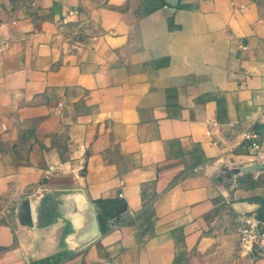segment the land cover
<instances>
[{
	"label": "crops",
	"instance_id": "crops-1",
	"mask_svg": "<svg viewBox=\"0 0 264 264\" xmlns=\"http://www.w3.org/2000/svg\"><path fill=\"white\" fill-rule=\"evenodd\" d=\"M264 0H0V264H264Z\"/></svg>",
	"mask_w": 264,
	"mask_h": 264
},
{
	"label": "built area",
	"instance_id": "built-area-1",
	"mask_svg": "<svg viewBox=\"0 0 264 264\" xmlns=\"http://www.w3.org/2000/svg\"><path fill=\"white\" fill-rule=\"evenodd\" d=\"M258 122L264 123V104L261 106L256 121L246 126L242 132L243 141H246L249 149L254 151L260 146V131L256 127V123ZM257 216L256 213H253L243 218L237 228L239 245L244 254L257 251L256 245L261 235V220Z\"/></svg>",
	"mask_w": 264,
	"mask_h": 264
},
{
	"label": "rangeland",
	"instance_id": "rangeland-1",
	"mask_svg": "<svg viewBox=\"0 0 264 264\" xmlns=\"http://www.w3.org/2000/svg\"><path fill=\"white\" fill-rule=\"evenodd\" d=\"M258 215V214H257ZM260 220H262V218L261 217H259V215L257 216ZM260 228H261V235H260V237L258 238V242L260 241V239L262 238V234H263V232H264V228L263 227H261V224H260Z\"/></svg>",
	"mask_w": 264,
	"mask_h": 264
}]
</instances>
